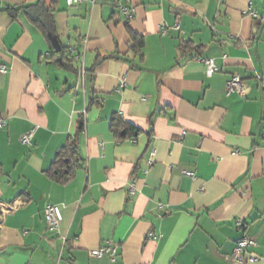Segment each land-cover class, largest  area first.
I'll list each match as a JSON object with an SVG mask.
<instances>
[{"label": "crops", "instance_id": "0c3cea01", "mask_svg": "<svg viewBox=\"0 0 264 264\" xmlns=\"http://www.w3.org/2000/svg\"><path fill=\"white\" fill-rule=\"evenodd\" d=\"M37 1L0 0V264H264V0H55L72 67L5 10ZM234 74L243 93L226 95ZM81 115L85 165L61 184L47 171ZM115 115L139 134L118 139ZM243 237L256 261L232 259ZM109 240L114 261L90 255Z\"/></svg>", "mask_w": 264, "mask_h": 264}, {"label": "trees", "instance_id": "16d2710c", "mask_svg": "<svg viewBox=\"0 0 264 264\" xmlns=\"http://www.w3.org/2000/svg\"><path fill=\"white\" fill-rule=\"evenodd\" d=\"M12 17L16 18L20 11L24 12L27 20L39 29L49 40L48 33L53 35L57 34V22H56V1L55 0H38L36 3L26 6L16 7L7 6L5 8ZM131 49L141 54V60H143L142 50L145 46V40L142 36L130 31ZM192 43L185 42L180 47L181 55L188 54V52L195 50L192 48ZM51 57L57 56L56 62L65 66L72 67V62L65 54V46L62 44V51L57 53L50 42ZM109 56H100V60L108 59ZM85 118L81 115L77 121V129L74 135H70L66 145H64L58 152L47 174L56 182L66 184L70 182L77 174L79 168L85 165L84 158L81 152V139L85 132ZM111 129L115 133L118 139L122 141L129 136L136 137L140 130L121 116L115 115L111 120Z\"/></svg>", "mask_w": 264, "mask_h": 264}, {"label": "built area", "instance_id": "2783aa9c", "mask_svg": "<svg viewBox=\"0 0 264 264\" xmlns=\"http://www.w3.org/2000/svg\"><path fill=\"white\" fill-rule=\"evenodd\" d=\"M82 0H67L68 4H74ZM94 2V0H91ZM120 10L123 11L127 17V19H130L134 15V8H128V7H120ZM250 16L254 18H258V12L257 10L252 6V3H250V9L247 12ZM170 28L166 25H163L161 28L162 34H167L169 32ZM203 61L206 63L208 72L211 74L215 71L219 70V67H217L212 59H203ZM8 70L7 65L2 64L0 65V72H6ZM82 73H84V68H82ZM256 77L258 80H262L263 77L260 73L256 74ZM244 89L243 80L242 77L239 74H234L229 81L227 82L226 86V95H231L234 93L242 94ZM8 124L7 119L2 115L0 111V128H5ZM36 129H31L24 133L21 136V142L25 145L31 146L33 143V138L35 135ZM151 164V161H150ZM149 170V169H148ZM186 175L192 177L195 179L197 177L195 172L185 170L184 171ZM0 208L2 209V205L0 204ZM45 215L46 219L49 225V228L51 230L58 229L60 226V223L62 222L63 215L61 211V207L57 204H48L45 209ZM257 241L254 238L251 237H243L237 241L236 247L234 249V252L232 254V259L236 260L238 262H247V261H256L257 258L250 254L249 256L247 253L249 252L248 248L251 246H256ZM91 256L94 257H102L105 255H108L112 261L115 260L117 256V248L114 245V242L109 240L106 242V244L98 249L91 250L90 252Z\"/></svg>", "mask_w": 264, "mask_h": 264}, {"label": "water", "instance_id": "95a60500", "mask_svg": "<svg viewBox=\"0 0 264 264\" xmlns=\"http://www.w3.org/2000/svg\"><path fill=\"white\" fill-rule=\"evenodd\" d=\"M49 38L53 44V47L57 53H60L62 51V45L60 43V40L57 35H53L52 33H48Z\"/></svg>", "mask_w": 264, "mask_h": 264}]
</instances>
